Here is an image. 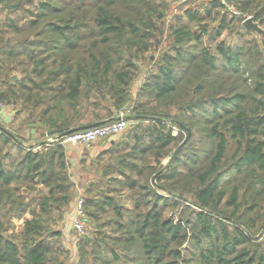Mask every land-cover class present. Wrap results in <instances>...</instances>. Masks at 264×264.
Here are the masks:
<instances>
[{"label": "trees", "instance_id": "16d2710c", "mask_svg": "<svg viewBox=\"0 0 264 264\" xmlns=\"http://www.w3.org/2000/svg\"><path fill=\"white\" fill-rule=\"evenodd\" d=\"M167 9V0H0V101L15 112L0 128V264L71 259L63 224L76 191L65 146L34 150L18 134L113 120L130 101L138 63L159 45L156 22ZM218 9L215 40L237 19L220 0H209L206 17ZM251 14L263 22L264 0ZM185 16L194 29L171 26L173 42L141 86L149 99L135 104L133 129L95 157L121 161L107 165L106 183L85 189L92 236L79 237L76 264H264V64L243 67V52L224 41L217 55L202 48L197 56L209 29L198 10ZM184 78L199 82L181 100ZM245 89L260 97L252 106ZM169 122L203 137L162 165L178 140ZM171 207L179 217L167 214Z\"/></svg>", "mask_w": 264, "mask_h": 264}, {"label": "rangeland", "instance_id": "374dc122", "mask_svg": "<svg viewBox=\"0 0 264 264\" xmlns=\"http://www.w3.org/2000/svg\"><path fill=\"white\" fill-rule=\"evenodd\" d=\"M229 3H233L237 10L239 11L238 15H235L237 19L235 20L233 24L229 26L228 29H226L222 35L217 38L216 40L214 39L215 36V29L218 25V14L217 11L221 10H214L212 12V15L210 17H206L204 8L208 6L209 0H189L187 2L181 3L179 0H167L168 4V9L166 11V17L164 20H159L156 23H158V30L156 31V37L158 39L159 45L158 47H154L150 53L148 54L147 58L143 62H139V69H138V75L135 83L133 84L132 87V94L130 96V101L127 103L125 106L121 107L119 110L124 109V108H129L132 107L135 108V104H137L139 101H147L149 99V95H147L145 92L140 91L141 86L143 85L145 79L148 77V71L150 68L156 67L157 63L160 60V57L162 53L165 51H168L170 49V45L173 42L172 36H171V26L173 25H186L191 29H194V24L190 23L188 19L185 16V12L189 9H194L198 10L201 15L204 17V24L208 26L209 32L206 34L202 40V45L198 49L196 48L195 53L197 56H200V51L202 48L208 49L212 55H217L215 53V45L218 41H224L231 47H233L235 50L242 51L243 55L242 58L244 60V66L246 68H250L252 72L257 71L261 65L264 64V20L263 22L259 21H254L255 24H257L260 28L261 31H256V30H251V32L245 31L242 26L244 25V21L246 19L251 18L252 19V14L251 10L257 6V4L262 5L263 0H226ZM240 3L239 6L236 5L235 2ZM243 3L246 2L247 7H245L241 2ZM239 7V8H238ZM232 14V13H230ZM234 15V14H232ZM230 18V17H229ZM245 26V25H244ZM92 39V38H91ZM97 41V37H95V42ZM90 43V40L88 41ZM17 75V74H16ZM252 75V73H251ZM19 76V75H17ZM250 77L251 76H247ZM194 78V77H193ZM188 78H184L183 83L180 86V95L177 97L181 100L185 99L187 96V93L190 91V93H193L194 88L196 87L197 83L199 80H193L194 82L190 83L187 82ZM235 79H231V82H233ZM240 82V81H239ZM206 85L210 83V79L205 82ZM252 83L251 79H248V85ZM236 85H239L237 82ZM246 91L249 95L251 100L249 101L248 105L252 106L254 104V98L255 99H260L259 96L254 95L250 90H244ZM140 92V93H139ZM179 102V100H177ZM264 101V100H263ZM6 106V105H5ZM115 112V116L117 112ZM135 111L132 110L131 115L129 116V119H131V124L128 126V128L119 136H116L114 138V145L109 144V140L105 139L104 141H98L95 143L93 146H96L98 144H104L105 146L110 149L111 147L116 146L117 143H123V139L125 135L133 129V126L135 125V119L134 117ZM144 124H147L145 122ZM169 127L173 128V134L178 136V140L175 145L171 147L169 150V155L170 157H167L163 159L162 165H166L172 156L176 154V151L179 149V147H182L183 142L187 139L188 133L184 130V132L180 133L178 128L173 126L171 122L168 123ZM18 126H14L15 129H18ZM130 129V130H129ZM45 133V132H43ZM20 137L25 138L26 134L24 131H21L18 134ZM37 135V134H36ZM35 135V132H32L31 138H33V142L35 141L37 144L34 146H30V141L25 142L26 147H31L34 150L40 148V144L38 143L41 141L40 138L36 139L38 136ZM193 136V142L192 143H199L202 140V134L198 132L197 130H194L192 133L190 131V136L187 139L186 142H188L189 139ZM59 136H47L46 133L43 136V143L41 145L43 146H49L53 144L60 143L58 140ZM185 142V143H186ZM200 144V143H199ZM39 146V147H38ZM38 147V148H37ZM68 147V146H67ZM65 147L66 154L68 157L71 156L70 153L67 152L68 148ZM189 149V148H188ZM81 154L77 156L78 161V166L69 168V175L71 177V180L74 184V189L76 192H78L77 198L81 196L84 200L86 198V193L85 189L89 183L94 182L97 186V182H100L98 186H101V184L106 183V178L103 177L104 171L107 167V165L114 166L117 162L121 161V159H109V156L106 155L102 158V161H98L97 159L94 158L96 157L97 154L91 155L90 153L92 152L91 148H85L82 147L81 149ZM124 150V149H123ZM132 149L126 148L122 153L123 155H127L128 153H133L131 152ZM188 151V150H185ZM185 153V152H183ZM75 154V152H73ZM134 159H130L131 162L137 163L140 165V167H143V162L140 161L143 156L140 153H136L133 155ZM76 157V156H75ZM147 158L149 161L153 162V155H147L144 156ZM116 160V161H115ZM82 163V165H81ZM109 163V164H107ZM79 172V178H77L76 172ZM135 175V174H134ZM136 176V175H135ZM104 179V180H103ZM84 181V189L80 188V183ZM230 189V187L228 188ZM185 200L183 204L185 205H190L191 208H195L192 203H194L193 197L189 194H185ZM189 207V209H190ZM184 211L186 210V207H184ZM188 208V207H187ZM181 208H175L173 210V207L169 208L167 211V214L177 218L180 215ZM69 212V211H68ZM22 223V222H21ZM85 224V230L86 236H92V230L90 228L89 223L84 222ZM68 228V229H67ZM63 229H65V237H64V245L67 249L70 250L71 253V259L67 260L66 264H76V256H77V245L79 243V234L72 228L71 226V217H69V214L66 215L64 224H63ZM262 236L264 238V230L262 232Z\"/></svg>", "mask_w": 264, "mask_h": 264}, {"label": "built area", "instance_id": "2783aa9c", "mask_svg": "<svg viewBox=\"0 0 264 264\" xmlns=\"http://www.w3.org/2000/svg\"><path fill=\"white\" fill-rule=\"evenodd\" d=\"M187 1L189 0H179L181 3ZM220 1L227 11L234 15L239 14V11L233 3H229L226 0ZM4 107L5 105L0 101V110ZM132 110V107L121 109L117 112L113 120L83 130L71 131L64 136H59L58 140L60 141V144L65 147L79 145L85 148H92V146L100 140L116 137L122 134L131 124L132 120L129 119V116L131 115ZM84 216V199L79 196L76 199V210L71 219V225L79 236L82 237H84L86 233Z\"/></svg>", "mask_w": 264, "mask_h": 264}, {"label": "crops", "instance_id": "0c3cea01", "mask_svg": "<svg viewBox=\"0 0 264 264\" xmlns=\"http://www.w3.org/2000/svg\"><path fill=\"white\" fill-rule=\"evenodd\" d=\"M17 76V75H15ZM19 79V76H17V80ZM15 80V81H17ZM14 115H15V112H14V108L12 106H5L3 109L0 110V128L1 127H5V128H8L10 125H11V122L13 121V118H14ZM26 136L24 138V144L25 142H29L30 141V146H34L35 144H37L35 141L33 142V138H31L30 135H32V132L34 133L35 132V135L38 136L36 139L40 138V142L38 143V145L40 143H42V139H43V136L45 135V133L43 132H40L36 129H28L26 131H24ZM114 138L115 137H111V138H108L107 140H109V144L110 146L111 145H114ZM105 139L101 140V141H104ZM26 146V145H25ZM39 147V146H38ZM37 147V148H38ZM68 150L67 152L71 154L70 157H68V160H69V168H72L73 166L77 167L78 166V161L77 160V156L79 154H81V146L79 145H71V146H68L67 147ZM92 152L90 153L91 155L94 154H99L105 150L108 149L107 146H105L104 144H98L96 146H92ZM73 152H75V154H73ZM76 156V157H75ZM95 158V157H94ZM77 178H79V172L77 171L76 172V175H75ZM80 188L81 189H84V181L80 183ZM77 195H78V192L75 193V196L71 202V205H70V209H69V217H73L74 213H75V210H76V199H77ZM72 226V225H71ZM68 229V228H67Z\"/></svg>", "mask_w": 264, "mask_h": 264}, {"label": "water", "instance_id": "95a60500", "mask_svg": "<svg viewBox=\"0 0 264 264\" xmlns=\"http://www.w3.org/2000/svg\"><path fill=\"white\" fill-rule=\"evenodd\" d=\"M244 25L246 27H248L249 29H251V30L261 31V28L257 24H255V22L251 18L246 19L244 21ZM12 80L13 81L17 80V76H15V75L12 76ZM181 127H182L183 130H185L188 133V136H187V139H188L189 136H190V131L184 125H181ZM69 132L70 131H65L63 129H53V130L48 131L46 133V135L47 136H56V135H58V136H64V135H66ZM187 139L183 142V144L187 141ZM180 148H181V146L176 151V154L179 152Z\"/></svg>", "mask_w": 264, "mask_h": 264}]
</instances>
